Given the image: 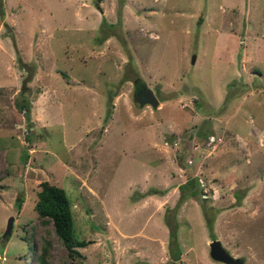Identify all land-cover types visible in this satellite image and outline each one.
Segmentation results:
<instances>
[{
  "label": "rangeland",
  "instance_id": "rangeland-1",
  "mask_svg": "<svg viewBox=\"0 0 264 264\" xmlns=\"http://www.w3.org/2000/svg\"><path fill=\"white\" fill-rule=\"evenodd\" d=\"M43 182L79 257L34 209ZM203 206L264 264V0H0V264L45 241L50 264H224Z\"/></svg>",
  "mask_w": 264,
  "mask_h": 264
},
{
  "label": "trees",
  "instance_id": "trees-1",
  "mask_svg": "<svg viewBox=\"0 0 264 264\" xmlns=\"http://www.w3.org/2000/svg\"><path fill=\"white\" fill-rule=\"evenodd\" d=\"M20 103L18 104L19 110L24 112L25 118L28 120L29 126L30 122V102L29 99L21 93ZM191 184H194V180H191ZM196 184L199 186V181H195L193 185V191ZM182 191H185L184 186L180 187ZM192 189V186H191ZM201 191V189H200ZM156 193L155 191L152 192ZM193 193V192H192ZM194 194V193H193ZM197 195V194H195ZM19 205V202H18ZM35 211L40 218H49L53 222L54 231L58 238L62 241L63 245L67 248L70 257H79L80 253L76 250L77 246H81V242H76L74 240L73 234V214L70 206L69 199L65 190L59 186L50 184L48 182H43L41 184V190L37 193V200L34 206ZM203 206V211L206 217V224L212 236L211 240H215V235L213 231V221L210 217V212ZM213 216V215H212ZM173 234L170 233V238ZM50 243L48 241L44 242V246L41 249V253L38 255L39 264H50L47 259L48 249ZM180 255L179 247L176 249V256L174 259H178ZM241 260V259H240Z\"/></svg>",
  "mask_w": 264,
  "mask_h": 264
},
{
  "label": "water",
  "instance_id": "water-1",
  "mask_svg": "<svg viewBox=\"0 0 264 264\" xmlns=\"http://www.w3.org/2000/svg\"><path fill=\"white\" fill-rule=\"evenodd\" d=\"M144 88V92L137 97V102L140 103V105L147 104L150 105L152 108H156L159 104V100L157 97L154 95L153 91ZM137 87H136V96L138 95L137 93ZM12 221L13 217L9 218L8 224L6 227V232L10 233L11 228H12ZM209 255L211 259L217 262H221L224 264H243L242 260L238 258H233L227 250L222 246L221 242L217 239L213 240L209 244Z\"/></svg>",
  "mask_w": 264,
  "mask_h": 264
},
{
  "label": "flooded vegetation",
  "instance_id": "flooded-vegetation-1",
  "mask_svg": "<svg viewBox=\"0 0 264 264\" xmlns=\"http://www.w3.org/2000/svg\"><path fill=\"white\" fill-rule=\"evenodd\" d=\"M136 87H137V93H138V96L144 92V88H143V85L140 84V83H136ZM136 92V91H135Z\"/></svg>",
  "mask_w": 264,
  "mask_h": 264
},
{
  "label": "built area",
  "instance_id": "built-area-1",
  "mask_svg": "<svg viewBox=\"0 0 264 264\" xmlns=\"http://www.w3.org/2000/svg\"><path fill=\"white\" fill-rule=\"evenodd\" d=\"M0 261H2V262L5 261V257L4 256H1L0 257Z\"/></svg>",
  "mask_w": 264,
  "mask_h": 264
}]
</instances>
